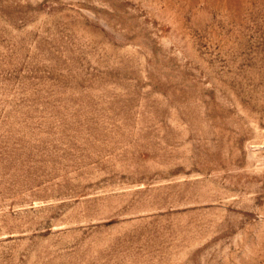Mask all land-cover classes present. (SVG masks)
Wrapping results in <instances>:
<instances>
[{
  "label": "rangeland",
  "instance_id": "rangeland-1",
  "mask_svg": "<svg viewBox=\"0 0 264 264\" xmlns=\"http://www.w3.org/2000/svg\"><path fill=\"white\" fill-rule=\"evenodd\" d=\"M0 264H264V0H0Z\"/></svg>",
  "mask_w": 264,
  "mask_h": 264
}]
</instances>
